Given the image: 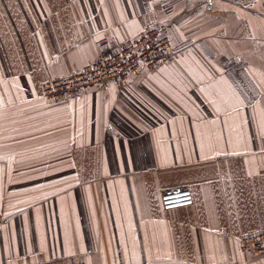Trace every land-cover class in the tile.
<instances>
[{
    "label": "crops",
    "instance_id": "obj_1",
    "mask_svg": "<svg viewBox=\"0 0 264 264\" xmlns=\"http://www.w3.org/2000/svg\"><path fill=\"white\" fill-rule=\"evenodd\" d=\"M158 23L167 62L44 97ZM263 145L264 0H0V264H264Z\"/></svg>",
    "mask_w": 264,
    "mask_h": 264
},
{
    "label": "built area",
    "instance_id": "obj_2",
    "mask_svg": "<svg viewBox=\"0 0 264 264\" xmlns=\"http://www.w3.org/2000/svg\"><path fill=\"white\" fill-rule=\"evenodd\" d=\"M163 23L148 26L133 39L114 44L108 37L97 40V58L80 70L65 76L49 78L42 83L43 95L57 100L80 95L94 87L108 89L122 84L142 67L153 68L167 62L172 46ZM264 153V145L262 147ZM164 209L193 204L194 194L188 185L164 187L160 193ZM5 217L0 213V229ZM243 249L252 253L264 252V230L251 232L240 239ZM57 264H85L79 259Z\"/></svg>",
    "mask_w": 264,
    "mask_h": 264
}]
</instances>
